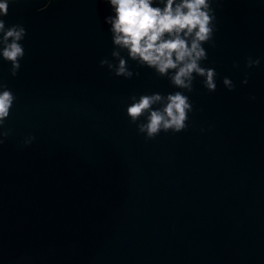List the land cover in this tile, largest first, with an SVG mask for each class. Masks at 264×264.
Masks as SVG:
<instances>
[{
	"label": "water",
	"instance_id": "water-1",
	"mask_svg": "<svg viewBox=\"0 0 264 264\" xmlns=\"http://www.w3.org/2000/svg\"><path fill=\"white\" fill-rule=\"evenodd\" d=\"M47 2L11 0L0 17L27 32L15 77L0 58L16 96L0 144V264H264V0H215L201 66L216 91L196 77L188 127L151 140L130 97L182 90L131 60L130 79L100 66L113 50L104 0L37 11Z\"/></svg>",
	"mask_w": 264,
	"mask_h": 264
},
{
	"label": "clouds",
	"instance_id": "clouds-1",
	"mask_svg": "<svg viewBox=\"0 0 264 264\" xmlns=\"http://www.w3.org/2000/svg\"><path fill=\"white\" fill-rule=\"evenodd\" d=\"M11 0H0V17L9 12ZM52 0L37 11H44ZM110 6V14L104 18L109 26L113 50L112 59H101L100 66H107L116 77L130 79L135 74L130 70L128 60L138 67H147L158 77L167 78L171 85L182 91L163 95L161 93L131 96L127 116L137 124L138 132L146 140L155 139L161 132L173 134L184 131L189 113L193 111L189 97L184 92L193 91L196 77L203 78V86L216 91L217 72L214 68L203 67L207 60L205 43L215 47L214 34L218 30L215 0H104ZM27 32L20 24L6 26L0 18V58L11 64L10 74L15 77L25 56L21 43ZM114 61H117L114 63ZM259 59L247 58L246 67L258 66ZM234 67L238 65L234 64ZM247 83V78L242 81ZM224 86L232 91L235 85L228 77L223 78ZM254 99V97H253ZM16 96L6 84L0 83V144L4 143L10 129L3 130ZM158 105V106H157ZM156 106V107H154ZM147 114V115H145ZM143 118V122L141 121ZM34 137L24 140L29 145Z\"/></svg>",
	"mask_w": 264,
	"mask_h": 264
}]
</instances>
